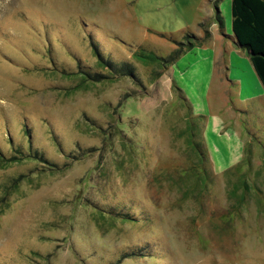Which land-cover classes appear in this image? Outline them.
Here are the masks:
<instances>
[{
	"label": "rangeland",
	"instance_id": "374dc122",
	"mask_svg": "<svg viewBox=\"0 0 264 264\" xmlns=\"http://www.w3.org/2000/svg\"><path fill=\"white\" fill-rule=\"evenodd\" d=\"M215 1L0 0V264H264L263 89L137 57L218 50ZM91 44L133 75L77 88Z\"/></svg>",
	"mask_w": 264,
	"mask_h": 264
},
{
	"label": "trees",
	"instance_id": "16d2710c",
	"mask_svg": "<svg viewBox=\"0 0 264 264\" xmlns=\"http://www.w3.org/2000/svg\"><path fill=\"white\" fill-rule=\"evenodd\" d=\"M215 20L217 21L220 30L223 29V22L220 11L216 5ZM231 15V33L236 44L247 51L251 65L264 89V0H231L230 3ZM200 28L204 31V38H209L207 23H201ZM202 40L197 39L192 34H186L183 42L177 43V49L168 57L161 58L154 54H137V57L144 63L157 64L161 67H166V64L173 63L182 53L187 52L193 47L200 45ZM91 48L98 63L102 69L110 68L112 74L105 75L102 73L90 75L85 72H79L76 77H79L80 84L77 88H81L85 84L96 83L104 79L113 78L114 75L132 76V71L129 65H114L111 62L105 61L97 51L96 47L91 44ZM120 66V67H118ZM121 70V71H120ZM180 91V90H178ZM184 98V97H183Z\"/></svg>",
	"mask_w": 264,
	"mask_h": 264
},
{
	"label": "crops",
	"instance_id": "0c3cea01",
	"mask_svg": "<svg viewBox=\"0 0 264 264\" xmlns=\"http://www.w3.org/2000/svg\"><path fill=\"white\" fill-rule=\"evenodd\" d=\"M212 26L214 28L216 27V25L214 23H212ZM216 32L220 37L219 38L220 39V42H219L220 46H219L218 50H216L210 44H207V43L202 44L201 43L200 45H197L200 47H193L192 49H190L188 51H192L193 49H198L199 51L208 52L212 58L211 61L214 62V64H215L214 65V71L216 69V72L218 70V68H217L218 62L219 61L223 62V65L225 66V75L224 76L222 75V76L225 77L226 83L229 82L232 85H237V92L239 91L240 93H243V92L247 93L249 87H252V83H255V85L257 86L256 88H259L260 92H263L264 89H263V87H260V84H259L260 81L258 82L256 79V76H255L256 73H255V71L251 65V62L248 58L247 51L243 48H240L236 44L232 35H225L223 32H221L220 28ZM226 41H228V43H230L231 46ZM238 54H240L241 57H243L242 61L246 62V60H244V59L247 58V60L249 61L251 66H249V64L247 63V67H245L240 59L235 58V57H238ZM231 56H232V58H231ZM238 60L241 61L240 64L237 63ZM233 61H234L235 65L233 64ZM233 72L237 73V77L232 76ZM219 74L217 75L218 79L221 78V74L220 75ZM228 77H230V78L233 77L234 79L232 81H230L228 79ZM219 81H220V79H219ZM262 89H263V91H262ZM247 95H245V98H247V99L251 98V97H247Z\"/></svg>",
	"mask_w": 264,
	"mask_h": 264
}]
</instances>
